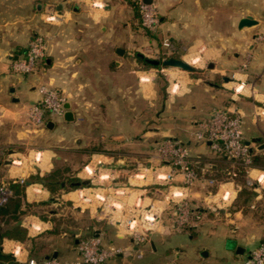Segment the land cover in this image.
Here are the masks:
<instances>
[{"label": "crops", "instance_id": "crops-1", "mask_svg": "<svg viewBox=\"0 0 264 264\" xmlns=\"http://www.w3.org/2000/svg\"><path fill=\"white\" fill-rule=\"evenodd\" d=\"M101 1L103 7H93L88 0H0V133L6 132L0 139V181L24 183L23 212H17V217L12 216V211L0 213V233H4L1 251L25 264L30 256L28 242L6 234L19 225L26 236L35 237L51 254L57 251L58 257L66 259L78 255L76 246L68 242L66 231L49 232L53 227L50 214H55V210L50 208L53 196L48 186L50 179L44 181L43 175L50 171V143L32 148V159L30 152L13 146L14 142L26 145L38 142L43 135L49 136L50 131L63 138L58 136L59 122L50 117L51 113L45 114L41 124L26 120L27 107L38 102V86L45 83L62 93L64 103L69 105L72 118L59 116L67 129L77 128L84 139L94 134L101 142L100 150L91 154V160L78 174L92 172L94 162L91 182L100 186L93 191L107 196L119 188L125 189L120 184L132 183L134 176L140 175L135 170L155 165V146L163 139L184 143L192 155L211 160L207 161L210 169L183 189L191 205L200 212V217L185 229L175 231L155 225L147 231L146 240L138 241L120 233L124 222L113 219L114 236L126 240L115 243L114 237L105 239L108 227H96L106 244L119 248L114 257L141 258L144 252L158 253L165 258L164 264H177L175 259L182 255L183 248L166 236L174 233L193 236L203 229L212 234V243L203 247L206 249L203 256L212 257V263L205 264H221V259L229 264H242L264 235V177L260 184L245 182L254 194L247 202L241 197L240 206L235 205L240 183L228 179L213 192L209 179L215 175L220 159L208 142L196 139L194 132L199 121L209 118L214 109H235L241 115L244 138L250 141L253 155L264 157V149H257L259 142L253 141L256 137L264 141V85L258 89L245 84L246 74L241 70L251 54L264 55L263 36L259 34L264 29V0H153L159 16L153 31L140 25L132 0ZM49 13H54L56 19L46 20ZM247 14L257 22L237 27L239 18ZM36 33L46 38V54L36 71L27 77L26 73L13 71L11 62ZM165 39L168 45L163 44ZM160 48L179 53L187 62H197L196 68L203 69L205 65L212 68V74L222 81L191 75L195 70L180 71L168 66L160 71L169 75L166 76L169 86L171 79L176 83L171 90L168 85L164 87L165 94L161 95L156 85L158 73L143 66L137 56L145 57L147 52H158ZM227 71L231 77L224 75ZM241 80L243 93L234 89ZM155 104L159 108L154 111ZM49 120L54 123L51 128L46 126ZM6 159L10 162H5ZM261 172H264L262 164H252L246 180ZM176 183L181 184L180 178ZM91 190L89 185L82 186L79 194L76 190L62 189L60 197L71 199L81 192L88 195ZM223 192L227 193L225 199L220 196ZM159 194L161 205L153 204L152 210L163 213L169 207V198L164 191ZM90 211L97 219L114 216L100 200L92 203ZM189 229L194 233L188 232ZM238 245L243 247L240 252L235 251Z\"/></svg>", "mask_w": 264, "mask_h": 264}, {"label": "built area", "instance_id": "built-area-1", "mask_svg": "<svg viewBox=\"0 0 264 264\" xmlns=\"http://www.w3.org/2000/svg\"><path fill=\"white\" fill-rule=\"evenodd\" d=\"M139 13L140 25L147 31H153L159 22L158 10L153 2L145 0H133ZM93 7H103L101 0H88ZM54 13H49L46 20H54ZM164 45H168L167 39L163 40ZM47 49V41L43 34H34L26 49L11 62V68L16 73H33L44 59ZM246 62L242 64V68ZM244 85L240 81L234 87L239 90ZM40 98L38 102L29 105L25 111L26 120L31 124L44 123L46 113L62 116L65 111V97L55 87L41 83L38 86ZM196 139L208 142L210 148L215 152L233 158L241 159L246 165V172L251 168L253 152L245 142L242 119L240 113L235 109L219 107L214 109L211 116L199 121L198 129L195 130ZM156 163L154 168V179L162 185L168 184L167 192L170 194L171 205L163 213H156L152 210V205L141 209V211L130 218H126L125 226L132 232V237L138 241L147 239V233L139 229H148L153 226H160L165 229L181 231L193 224L199 217L200 212L192 206L183 192L184 188L190 187L201 177L204 171L211 167L210 162H204L200 167V159L191 154L190 149L184 143L171 138L161 140L155 146ZM200 168V170H197ZM143 175V173H142ZM264 177L261 172L255 177L247 179L249 184H260ZM180 178L181 184L176 183ZM209 179V182H213ZM165 187V186H162ZM118 192V191H116ZM115 192V193H116ZM12 190L4 181H0V206L11 196ZM79 196H87L80 193ZM99 200L104 199V195L95 192ZM222 199L227 197L223 192ZM86 198V197H85ZM76 249L78 255L73 259L61 258L58 256L37 259L28 257L25 264H100L108 258L113 257L119 248L106 244L101 235L88 236L77 241ZM242 264H264V235L261 242L253 248Z\"/></svg>", "mask_w": 264, "mask_h": 264}, {"label": "rangeland", "instance_id": "rangeland-1", "mask_svg": "<svg viewBox=\"0 0 264 264\" xmlns=\"http://www.w3.org/2000/svg\"><path fill=\"white\" fill-rule=\"evenodd\" d=\"M259 34L263 36L261 39L264 41V29L259 30ZM260 40V41H261ZM168 49L160 48L158 52L152 51L147 52L145 55L146 58H156L161 60L164 57L174 56L180 57L179 53L175 52H167ZM164 51V52H163ZM261 57V59L258 58ZM182 58V57H181ZM185 60V59H184ZM142 65L148 68H151V71H156L158 73L156 75V85L158 88L166 87L169 84V81L166 80L165 71L162 68H169L166 65H162L159 63L158 65H152V63L145 62L141 60ZM189 64L193 66L195 71L190 72L191 75H202L205 79L212 81V78L215 79L214 81H222L220 76H214L212 74V68H208L206 65L203 69L196 68L197 62L191 63L188 61ZM241 68V67H240ZM182 70L181 68H174ZM242 72L246 74V81L245 84H250L255 86L256 88L260 89L263 88L264 85V55L262 54H251L249 57L247 64L244 68H241ZM185 71V70H182ZM33 73H26L27 77H30ZM225 76L231 77V72L227 71ZM170 78H172L170 76ZM240 82V81H239ZM175 80H170V86L168 85L169 89L171 90L175 87ZM240 93L245 92L244 85L239 90ZM165 94L164 93H161ZM154 111L159 108V104L153 105ZM158 107V108H157ZM52 114V113H51ZM53 119L59 122L58 127V136H63V138H58L54 131H50V135H43L41 140L38 142L31 141L29 144L26 145L25 142H14V148L22 151V152H30L29 158L32 159L33 155H31L32 148H36L39 145H48L50 143V171H54L57 174L58 178V185L55 186V190L52 191V198H50V208L55 210V214H50V218L55 223L60 230L66 231V237L68 242L71 244V240L74 234L78 235H85L91 229L102 226L108 227L105 233V239L109 237H114L115 243H120L126 241L125 239H119L114 236L116 232V227H114L112 221L113 219L122 220L123 227L119 230L120 233H127L132 237V232L125 226L126 218H130L132 215H135L141 211V209L146 208L147 206L151 205H161L160 195L162 191L165 192L166 197L169 198V206L171 205L172 201L170 198V194L167 192L168 184L162 185L159 182L155 181L154 179V168L155 165L151 167H147L148 169H138L135 170L136 173L140 174L134 176L135 178L132 180V183H128L127 181H122L120 186H124L125 189H120L118 192H109L107 196L104 197L103 200L104 204L108 207L109 211L114 215L112 219L104 218V219H97L95 213L90 211V206L96 200H99L95 196V192L93 191L94 188H99L98 184L92 183L91 178L94 177V162H91V170L90 173L83 172L80 176L78 175L81 168L87 164L91 160V154L94 153L96 150H100L101 142L100 140H96L94 138V134L89 135L87 138H82L79 136L77 128H70L67 129L66 122L60 120V117L52 114L50 115ZM6 136V132L0 133V139ZM50 137V139H49ZM54 152V153H53ZM28 154V153H27ZM26 156V155H25ZM21 157V156H20ZM152 163V162H151ZM136 166V165H135ZM264 166V165H263ZM137 167V166H136ZM140 167V166H139ZM143 173V175H142ZM47 175V174H46ZM46 175H43V180ZM88 175V176H87ZM90 175V176H89ZM79 177L81 180H87L89 183V187L92 188L90 194H86L87 198L79 196L78 190L82 188V186L87 185H72L70 180ZM64 181V185H61V182ZM63 186V187H61ZM165 186V187H162ZM164 188V189H163ZM76 190L77 196L75 195L71 199H62L60 197L61 190ZM111 191V190H110ZM122 191V192H121ZM82 193V192H81ZM84 193V192H83ZM58 198V199H56ZM37 206L32 208L36 210ZM40 213H42L40 211ZM110 213V214H111ZM109 227L113 229H109ZM158 229V228H156ZM143 232L150 231L151 229H139ZM118 231V230H117ZM188 232L194 233L190 229ZM167 240L176 241L177 243L181 244L182 255L179 258H176L175 261L177 264H205L207 262L212 263V257H205L203 256V252L206 251L203 248L208 243H212V234L206 233L203 229L198 231L193 236H189L188 233H174L169 236H166ZM203 248V249H201ZM69 258V257H68ZM199 263H198V261ZM221 264H229L224 259H221ZM166 260L163 256L153 253L144 252L143 257H138L137 255H130L126 258L121 257H110L104 263L100 264H164Z\"/></svg>", "mask_w": 264, "mask_h": 264}, {"label": "trees", "instance_id": "trees-1", "mask_svg": "<svg viewBox=\"0 0 264 264\" xmlns=\"http://www.w3.org/2000/svg\"><path fill=\"white\" fill-rule=\"evenodd\" d=\"M135 7L137 8L136 4H135ZM137 56L138 58H140V60L149 62L146 57L139 55V54ZM152 65H158V64L152 63ZM192 70H195V69H192ZM159 91L162 93V88H159ZM216 153L220 159V162H216V172H215V175L212 176L211 178L214 180L211 185L212 186L211 190L214 192L217 189V186L221 182L228 180V179H232L235 182L240 183L241 189L238 192V198L236 199V202H235L236 206H240L242 204L241 202L243 201L247 202L249 198H251V196L254 194L253 191H251L250 189H248V187H246V183H245L247 181L246 180V174H247L246 165L242 162L241 159L235 160L233 158H230L224 155L223 153H220V152H216ZM198 158L200 159V164H198L199 165L198 167H200L202 163L206 161H211L203 157H198ZM263 160H264L263 156L253 155L251 165L252 164H258V165L262 164L263 166L264 165ZM197 170H200V168H198ZM44 178L50 179V184H48V186L50 187L51 191L55 190V186L58 185V182H59L57 178V174L54 171H51ZM77 181L80 182V184L78 185H88L89 184L88 182H83V180H81L79 177H75L71 179L70 183L76 186ZM5 183L12 190V194L8 198V200L3 205L0 206V213L5 214V213L12 211L13 213L12 216L17 217L19 212L20 213L23 212L22 202H23L24 183L21 181H13V182L5 181ZM241 197H243L242 198L243 201L241 200ZM197 210L199 211L198 208ZM54 224L55 223H53V227L49 230L50 234H58L59 232H62V230H60ZM91 232H92V229L85 235L74 234L71 240V244L76 246L78 240L84 237L91 236ZM7 233L11 234L14 238L25 240L28 242V250L30 254L29 257L42 259V258H45L46 255H49V256L51 255L50 250L46 248L44 245H42L40 242L36 241L35 237L26 236L25 230L23 227L16 225L12 227L10 230H8L6 234ZM3 234H4L3 232L0 233V241H1ZM0 264H23V263L16 261L11 254L3 253L0 249Z\"/></svg>", "mask_w": 264, "mask_h": 264}, {"label": "water", "instance_id": "water-1", "mask_svg": "<svg viewBox=\"0 0 264 264\" xmlns=\"http://www.w3.org/2000/svg\"><path fill=\"white\" fill-rule=\"evenodd\" d=\"M145 1L149 2L151 0H145ZM256 22H257V20L254 17H252V15L247 14V15H244V16L239 18V20L237 22V27L241 28L243 26L255 24ZM117 52L121 53L122 49H117ZM147 59L153 64L161 63L162 65L175 66V67H178V68H181L184 70H192L193 69V66L181 57L168 56V57L162 58L161 60L156 59V58H147ZM209 66H211V64ZM10 91L11 92L13 91L12 87H11ZM64 107H65V112L63 114L64 119H66V120L71 119L72 118L71 117L72 112L69 109L68 103H64ZM53 124H54L53 121L49 120L47 122L46 126L51 128L53 126ZM253 141L259 142V144L257 145V149H264V141H262L260 137L254 138ZM245 142L247 144H249L250 141L248 140ZM5 162L9 163L10 159H6ZM83 182H86V180H83ZM76 184L78 185V184H80V182L77 181ZM61 185H64V181L61 182ZM99 233H100V230L98 228H93L91 235L97 236V235H99ZM242 250H243L242 246H240V245L236 246V249H235L236 252H240ZM50 256H52V257L57 256V251H53V253ZM45 257L48 258L49 255H47Z\"/></svg>", "mask_w": 264, "mask_h": 264}, {"label": "flooded vegetation", "instance_id": "flooded-vegetation-1", "mask_svg": "<svg viewBox=\"0 0 264 264\" xmlns=\"http://www.w3.org/2000/svg\"><path fill=\"white\" fill-rule=\"evenodd\" d=\"M148 60V59H147ZM149 61V60H148ZM150 62V61H149ZM159 64V63H158Z\"/></svg>", "mask_w": 264, "mask_h": 264}]
</instances>
